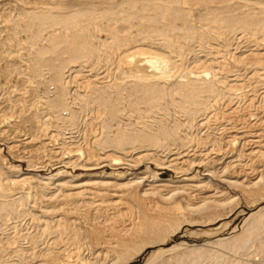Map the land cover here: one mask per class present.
<instances>
[{
	"label": "bare ground",
	"instance_id": "6f19581e",
	"mask_svg": "<svg viewBox=\"0 0 264 264\" xmlns=\"http://www.w3.org/2000/svg\"><path fill=\"white\" fill-rule=\"evenodd\" d=\"M1 1L4 16H0V25H3L0 28V83L7 85L15 81L27 85L24 89L21 87L22 93L15 95V100L13 96L0 94V110H8L0 116V143L3 142L1 145L7 151L18 144L13 142L18 136L13 129L17 124L30 123L44 142L53 137L48 135L49 121L54 118L58 124L74 127L86 109L95 114L92 120L102 128L98 138L86 140L87 158L92 167L103 160L95 161L97 155L109 151L119 154L127 163L141 162L154 156L168 140L183 146L193 144L195 138L178 137L181 124L170 119V111L174 109L173 114L184 115L187 125L199 115L203 117L211 109L206 103L209 97H216L218 93L232 97L236 88L242 90L240 73L232 69L245 70L249 83L259 80L258 84L264 85V0ZM232 39L247 44L243 52L237 55V48L235 52L227 50V57L221 59L209 45L208 53L201 60L196 56L202 71H198L199 66H185L186 51L194 43L203 48L204 42L212 45L210 42L215 40L227 45ZM83 64L105 66L106 71L99 77L93 75V68L85 71ZM13 75L22 78L14 80ZM75 85V103H71L68 96ZM257 88L258 85L251 90L255 95ZM260 100L264 109V90ZM236 110L230 108V117L236 116ZM64 111L69 112L67 117L63 116ZM46 114L53 118L44 119ZM155 114L160 115L158 119L153 117ZM127 115L136 117V122L123 123ZM204 121L203 118L195 125L203 127ZM92 126L90 122L89 130ZM34 137L25 145L35 142ZM37 150L39 147L36 153ZM260 150L264 151V143L248 153L256 164L251 170L254 173L248 175L243 170L242 181H225L242 191L253 190V197L260 195L264 188V152ZM186 156L184 159L176 154L167 157V161H154L174 170H179L178 164L187 163L186 172L192 173L198 157L192 160ZM113 161L118 164L119 159ZM229 163L224 169L239 165L236 161ZM2 169L5 168L0 167V220L3 222V217L8 215H29L40 232L22 235L29 240V247L23 248L18 245L21 235L13 228V233L0 240V264H128L150 245L162 244L168 234L178 230V221L189 214L201 220L212 219L228 204L217 192L193 207L187 202L185 208L182 203H170L175 193L170 195L173 190H168V184L173 181L160 180L152 172L154 180L150 182L144 178L117 185L103 181L107 176L101 182L92 183L90 188H84L86 184L74 186L57 181L53 184L54 192L40 201L41 210L36 211L40 215H36L20 211L25 201L21 192L19 197H13L14 188L24 186V179L7 182ZM208 174L211 178L215 176L211 171ZM198 177L195 173L181 178L177 183H193L185 184L182 193L188 189L194 193L204 189L200 183L208 178ZM40 185L41 200L43 191L51 184ZM244 220L241 233L230 239H215L193 247L174 245L146 264H206L207 260L212 264H264V206ZM84 247L90 253V261L84 260ZM26 250L32 253L27 255ZM225 252L240 257L233 255L231 259L224 256ZM9 253L16 257V263L12 257V261L5 259Z\"/></svg>",
	"mask_w": 264,
	"mask_h": 264
},
{
	"label": "rangeland",
	"instance_id": "374dc122",
	"mask_svg": "<svg viewBox=\"0 0 264 264\" xmlns=\"http://www.w3.org/2000/svg\"><path fill=\"white\" fill-rule=\"evenodd\" d=\"M2 2L3 1L0 0V16L2 15L4 16V14H2L3 13L2 12L3 8L1 6ZM1 25H0V28H2L3 26ZM2 36H5V34H2ZM210 43H212V45L204 42L202 45L203 48H199L196 43H194V46L188 47L186 51L187 53L185 56V59H186L185 66L188 68H193V67L197 68L196 66L200 67V64H198L199 62L197 61L198 58L196 56H198L201 60V58H203L204 55L208 53L207 47H209V45L210 47L214 48L217 55L221 57V59L227 57L226 56L227 50L231 52L232 51L235 52L234 49L237 48L238 50L235 53L238 55L241 52H243L245 49L244 47L247 46V44L245 43L243 44L242 41L238 42L237 40H234V39H232L227 45L224 44V42L222 41H215V40H213ZM83 65L84 67H86L85 71H89L90 69L93 68L94 69L93 75L98 74L99 77H101L106 71V69L104 68L105 66L104 67L99 66L98 68V66H93L90 64L89 65L87 64V66L85 64ZM200 68L201 69L198 71H202L203 67L201 66ZM232 71H238V74L240 73V81L242 80L241 84H243L242 90L241 88H236L234 92V96L232 97L228 95L222 96L221 93H218L216 97L215 96L209 97L206 100V103L207 105L211 106V109H208V111H206L203 117L199 115L197 117L198 119L196 118L194 121L191 122V124L187 125L186 118L184 117V115H182L181 113H175L176 111H174L175 114H173L172 112L174 109L170 111L171 112L170 115H172L170 119L175 120L181 124V128L179 129V132H178V137L182 138V137H185L186 135V136L192 137L193 139L195 138L193 144L191 143L186 146H183L181 143L179 144L176 141L173 142V140L171 141L168 140L167 142H165L163 147H160L158 149V151L155 153L154 156H149L148 159H145L144 161H141V162L136 161L133 163L131 162L127 163L125 162V159L121 157L119 154L117 153L115 154L109 151L105 153L104 155H97L96 156L97 159L94 158L95 161L98 160L99 158H102L103 160L97 162L99 163L98 166L92 167L90 165L89 158H87V149L85 146L86 140L87 139L90 140V138L92 137L93 139L98 138L101 135L102 128L98 124V122L93 121L95 114H93V112L86 110V109L82 110L79 116V121L77 125L74 127H67V126H64L63 124L61 125L60 123L58 124L57 122H55L52 116H49L48 114H46L44 119H49L50 117L51 119L53 118V121L50 119L51 122L49 121L47 124L49 125L47 127L48 133H49L48 135L49 136L53 135V137H51L50 140L48 139L44 140V142H42L43 140H41L42 137L39 134L38 135L35 134V131L31 129L30 123H25L26 125L24 123L17 124V126L15 127L16 129L13 128L16 132L14 133L18 135V136L15 135L16 138L13 139L14 140L13 142L15 141L18 142L17 146L13 148L11 151H7L5 148V145H1L3 144V142L0 143L1 149H2L0 153V160H2L0 167L3 166L5 168V169H2L4 170V173H5L4 174L5 181L10 182V181H18V180L24 179L23 180L24 186L19 185L16 188H14L15 193L13 197L15 198L19 197L18 194H20L21 192V197L23 196V198H25L24 204L22 205V207H20V211H29L36 215L38 214L40 215V213H37L39 210H41L40 208L42 204H40V201H43L45 198H47V196H49L50 194L54 192L53 184H55L57 181H59L60 183H65V184L68 183L67 185H74V186L86 184L84 188H90L91 187L90 185L92 183L101 182L104 179V177H107V176H108V179L103 180V181L111 182L117 185L124 184L127 181H140V180H143L144 178L150 182L154 180V178H152V172H153L156 175H158V178L160 180L167 179V180L173 181V183L168 184L169 185L168 190L169 191L173 190L172 192H170V195L173 192L175 193V196L171 200L170 203L172 202H174V204L182 203L181 205L183 206V208H185L189 204H193V205H190L193 207L195 204L196 205L199 204V202L203 200L204 197L208 195H212L214 192H217L218 193L217 195L219 194L222 195L220 198L224 197L223 199H225V202L228 204L220 212L217 211V216L212 219H202L201 220V219H198L199 217L197 215L189 214L188 215L189 218L187 216L184 219H181L178 221L179 223V224L177 223L179 225L177 227L178 230H175L173 233L168 234V237L165 239L164 242H162V244L159 243L154 246L150 245L148 248L145 249V252L143 251L141 255H136L134 259L128 264L149 263L152 261L151 259L154 260V258L157 257L156 255H158L159 252L166 253L174 245H181L180 247H193V245L199 246L202 244H206L210 241H214L215 239H230L231 237L240 234L243 229V225L245 221L244 219L247 218V216L250 213L257 211L264 206V197H263L264 194H262L264 193V188L262 191L259 192L260 195L253 197L254 195L253 190L242 191L240 188L236 189L230 186L225 181L228 179L231 181L237 180L238 182H240L242 181L241 179H243L245 172L246 173L248 172L247 173L248 175H251L252 173H254V171L252 172L251 170L254 168L253 165L255 166L256 164L254 163L253 159H251V157L248 156V153L251 152L252 150L256 151V149H258L259 143L260 144L264 143V123H263L264 122V115H263L264 109L262 107V103L260 100V94L264 90V85H262V83L258 84L259 80L257 81L255 80L253 84L249 83L250 81L246 80L248 77V74L246 73L245 70L239 71V69L234 68L232 69ZM17 77L18 78L20 77V79L22 78L19 75L17 76L13 75L12 78L16 80L15 78ZM13 83L11 82L7 85H5L4 83H0L1 96L3 97L13 96L12 100H15V98H17V96L15 95L22 93V90L24 89V87L27 86L26 84L16 83L15 81ZM72 84L73 83H71V85ZM4 85L6 87L8 86L9 88L8 87L6 88ZM253 85H255L256 87L258 85V88H257L258 91L256 92L257 95H255L251 91L252 88L255 87ZM11 86L14 88L13 90ZM75 88H76V85L74 88L71 87V91L68 96L69 102L71 103L74 102L75 93L73 94V91ZM39 92H42V89ZM243 92H244V95L241 94ZM5 105H7V103H5ZM11 105L13 106V103ZM231 107L237 109L236 110L237 112L235 111L236 116L232 115L230 117L229 113H230ZM2 112L5 113V112H8V110H4V109L0 110V116L3 115ZM67 112L68 111H64L63 116L67 117L69 113ZM159 116L160 115H156V114L153 115L155 119L156 118L158 119ZM8 117H9V114L7 115V118ZM203 118L205 119L204 121L205 124L203 127H198L197 125H195V123L197 124V121L199 122ZM11 119L13 120L14 118H11ZM123 120H124L122 121L123 123H127V122L135 123L137 119L134 116L129 117V115H127L124 117ZM90 122H91V125H93L92 130H89ZM243 128L244 130H242ZM14 133H12V136H14L13 135ZM245 133H248V135ZM9 135H10L9 138H11L12 137L11 134ZM33 137H34L35 142L26 146L25 142ZM243 140H245L246 142ZM41 142L43 144H39ZM45 144H46V146H44L45 148L41 147V145H45ZM38 147L40 150L39 151L37 150V153H36L35 150ZM260 151L264 152L263 150H260ZM176 154H179L181 157H183L184 155H187L188 157L186 156V159L191 158L192 160L198 157V160L196 159L194 161L195 163H193L192 165L193 166L192 173L186 172L187 167H184V165H187V163L178 164L177 167L179 170H174L172 168H168L167 165L159 166L154 161V160L163 161L164 159L165 161H167V157H171V155H176ZM204 154L207 156L205 157ZM136 156L137 155H135L134 157L136 158ZM183 158L185 159V157ZM59 159L61 160L59 161ZM114 159H119L120 163L118 162V164H114V161H113ZM149 159H153V160H149ZM250 160H252L253 162H251ZM232 161L238 162L239 165L238 166L230 165L227 168L229 171L228 172L227 169H224V167H226V165H228V163ZM211 162H213V164H211ZM147 168H150L149 171L151 174L147 172ZM182 170L185 173L182 172ZM243 170H244V173H243ZM258 170L261 171L262 169L258 168ZM210 171L213 172V175H215L212 178L210 177V174H208ZM195 173H197V175L200 177V178L198 177L199 179L208 178L207 179L208 181L205 180L203 182L205 183L207 181L206 184H203L202 182L200 183L201 185H204L205 188L198 192L196 191L195 193L194 191L190 189H188V191H185V193H182L181 189L184 188L185 184H193V183L184 182L180 184L177 182H179L181 178H185L187 176L190 177L191 175ZM119 175L120 176L122 175L121 178ZM205 175H209V176H205ZM216 176L221 177V178L218 179V177L216 178ZM51 178H53V180L49 182V179ZM41 183H47L51 185L48 186V190H46V192L43 191V194L44 193L45 194L43 197H41V200H40L39 199L40 198L39 187L41 186L40 185ZM178 187H180V189ZM140 191L141 190H139V192ZM246 192H248V194ZM123 193H124L123 191H119L120 195H123ZM188 196L190 197L188 198ZM123 211L125 210L123 209ZM15 217L18 219H16ZM36 226L37 225H35L31 221V217L29 215L4 216L3 222L2 220H0V229H1L0 230V240L1 238L2 240H4V238H6L8 234L10 235L11 233H13L15 229V231L18 230L17 231L18 234L21 235L18 241V245L20 244L23 248L29 247L28 246L29 240L25 238V236H22V235L28 232H33V233L40 232L39 231L40 228ZM69 249L68 251H70ZM252 251L253 249H251V252ZM31 253H32L31 250H26L27 255ZM228 254L230 256H228ZM165 255H170V253L165 254ZM233 255L235 257L236 256L240 257L239 255L231 253V252L224 253L225 257H228L231 259H233L234 257ZM12 256L13 254L11 255L9 253L5 255V259L10 260V261H12L13 259L12 262L16 263L15 261L16 257H12ZM83 256L85 258L84 260L90 261L91 259L90 253L87 249H85V247L83 248ZM71 259L74 262L76 260V257L71 258ZM29 260L30 258L28 259V263H29ZM206 264H212V261L207 260Z\"/></svg>",
	"mask_w": 264,
	"mask_h": 264
}]
</instances>
